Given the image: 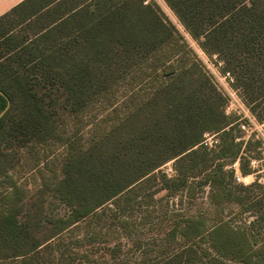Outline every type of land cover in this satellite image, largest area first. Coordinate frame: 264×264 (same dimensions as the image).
<instances>
[{
  "label": "trees",
  "instance_id": "16d2710c",
  "mask_svg": "<svg viewBox=\"0 0 264 264\" xmlns=\"http://www.w3.org/2000/svg\"><path fill=\"white\" fill-rule=\"evenodd\" d=\"M163 1L263 123L264 0ZM0 91L9 100L0 118V179L12 182L7 171L24 149L52 141L67 147L52 189L66 213L46 227L41 205L27 204L15 187L0 209V264H39L62 232L105 210L117 230L126 229L131 194L145 183L180 202L197 200V186H207L216 210L233 204L253 218L243 227L219 213L210 224L203 216L181 219L169 236L183 245L157 264H264V189L224 171L238 162L237 178L255 173L236 141L237 119L225 114L226 96L155 3L23 0L0 16ZM6 106L0 94V112ZM98 107L113 121L83 146L79 120ZM65 120L75 127L70 136ZM206 135L217 137L213 146ZM169 162L171 177L160 170ZM253 187L261 197L247 194ZM104 250L115 260L120 244Z\"/></svg>",
  "mask_w": 264,
  "mask_h": 264
},
{
  "label": "rangeland",
  "instance_id": "374dc122",
  "mask_svg": "<svg viewBox=\"0 0 264 264\" xmlns=\"http://www.w3.org/2000/svg\"><path fill=\"white\" fill-rule=\"evenodd\" d=\"M145 1L153 2L160 8L205 66L218 90L226 96L225 114L233 115L237 119L235 134L239 139L236 141L243 142L242 154L246 160L249 158V166L255 171L252 175L240 177L238 182L243 185L258 182L264 189V122L255 120L245 105L240 91L232 86L230 76L219 71L221 65L216 64V57H208L199 48L165 2ZM90 114V117L79 120L78 134L83 146H87L91 138L107 129L114 118V115H109V111H102L99 107ZM64 122L65 131L70 136L75 131V127L70 120ZM215 141L217 137L206 135L205 142L208 146H213ZM66 148L65 145L52 141L20 151L15 167L7 171L14 183L4 177L0 179V209L5 208L6 203L13 199L17 187L22 190L21 196L25 198L24 201L29 200L27 204L41 205V219L46 227L50 226L48 222L63 217L66 207L56 199L52 189L61 177V165L66 156ZM230 169L235 170L234 179L237 181L239 163L235 162L224 167L226 172ZM160 170L169 177L173 176L171 162L162 166ZM156 175L160 176L161 171L156 172ZM135 188L131 194L134 198L131 206L124 213L128 223L126 229L117 230L115 220L105 210L100 220L80 222L73 225L70 230L62 232L59 240L55 244H53L55 241L51 243L53 246L50 250L41 253L39 264H157L183 245L184 242L179 236H169L177 230L181 219L203 216L210 224V218L215 213H219L225 221L235 227H243L245 222L253 219L248 213L241 214L239 207L233 204L216 210L208 199L207 186H197V200L184 199L183 202H180L178 197L168 196L164 190L155 192L160 185L145 183ZM151 192L154 194L149 196ZM247 194L259 198L263 193L260 188L253 187ZM108 207H112L111 204H108ZM30 208L25 206L24 212ZM92 234L96 238L94 243L86 239ZM117 244H120V251L114 260L106 254L104 248H112Z\"/></svg>",
  "mask_w": 264,
  "mask_h": 264
},
{
  "label": "crops",
  "instance_id": "0c3cea01",
  "mask_svg": "<svg viewBox=\"0 0 264 264\" xmlns=\"http://www.w3.org/2000/svg\"><path fill=\"white\" fill-rule=\"evenodd\" d=\"M22 1L23 0H0V16L8 12L11 8Z\"/></svg>",
  "mask_w": 264,
  "mask_h": 264
},
{
  "label": "water",
  "instance_id": "95a60500",
  "mask_svg": "<svg viewBox=\"0 0 264 264\" xmlns=\"http://www.w3.org/2000/svg\"><path fill=\"white\" fill-rule=\"evenodd\" d=\"M0 94H1L2 96H4V98H5L6 101H7V106H6V107L0 112V118H1L2 115L4 114V112L7 110L8 106H9V100H8L7 96H6L2 91H0Z\"/></svg>",
  "mask_w": 264,
  "mask_h": 264
},
{
  "label": "built area",
  "instance_id": "2783aa9c",
  "mask_svg": "<svg viewBox=\"0 0 264 264\" xmlns=\"http://www.w3.org/2000/svg\"><path fill=\"white\" fill-rule=\"evenodd\" d=\"M237 180H239V178H237Z\"/></svg>",
  "mask_w": 264,
  "mask_h": 264
}]
</instances>
